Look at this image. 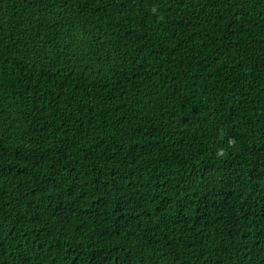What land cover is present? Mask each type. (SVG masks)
<instances>
[{
  "label": "trees",
  "instance_id": "1",
  "mask_svg": "<svg viewBox=\"0 0 264 264\" xmlns=\"http://www.w3.org/2000/svg\"><path fill=\"white\" fill-rule=\"evenodd\" d=\"M0 264H264V0H0Z\"/></svg>",
  "mask_w": 264,
  "mask_h": 264
}]
</instances>
